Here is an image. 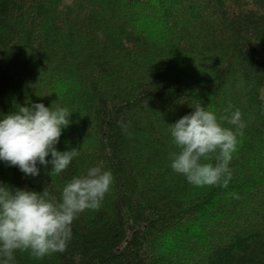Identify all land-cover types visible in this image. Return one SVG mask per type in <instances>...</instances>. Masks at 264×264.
Here are the masks:
<instances>
[{
  "label": "trees",
  "instance_id": "obj_1",
  "mask_svg": "<svg viewBox=\"0 0 264 264\" xmlns=\"http://www.w3.org/2000/svg\"><path fill=\"white\" fill-rule=\"evenodd\" d=\"M262 97L264 0H0V119L67 107L56 147L79 152L59 175L0 159V182L59 199L92 167L113 175L66 251H17L14 264H264ZM197 102L246 125L227 188L171 168L170 125Z\"/></svg>",
  "mask_w": 264,
  "mask_h": 264
},
{
  "label": "clouds",
  "instance_id": "obj_2",
  "mask_svg": "<svg viewBox=\"0 0 264 264\" xmlns=\"http://www.w3.org/2000/svg\"><path fill=\"white\" fill-rule=\"evenodd\" d=\"M193 108V113L170 125L179 149L170 153L171 168L194 186L227 188L238 137L246 127L241 112L218 117L199 102ZM71 116L67 107L19 106L0 119V159L18 166L25 175L38 176V163L45 168L51 164L50 175L65 172L79 155L77 148L59 151L56 147ZM225 120L235 128L224 127ZM112 183V173L102 166L73 177L59 199L48 187L39 193L0 182V264H14L17 251L30 252L37 259L66 251L74 220L85 210L99 209Z\"/></svg>",
  "mask_w": 264,
  "mask_h": 264
},
{
  "label": "rangeland",
  "instance_id": "obj_3",
  "mask_svg": "<svg viewBox=\"0 0 264 264\" xmlns=\"http://www.w3.org/2000/svg\"><path fill=\"white\" fill-rule=\"evenodd\" d=\"M144 25H145V24H144ZM150 30L153 31V29H150ZM153 33H154V34H152V35H155V31H153ZM157 36H158V35H157ZM155 37H156V36H155Z\"/></svg>",
  "mask_w": 264,
  "mask_h": 264
}]
</instances>
